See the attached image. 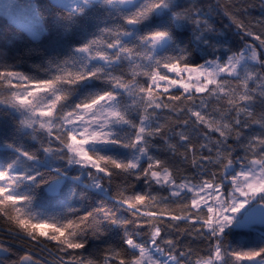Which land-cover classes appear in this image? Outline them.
I'll use <instances>...</instances> for the list:
<instances>
[{
	"label": "snow or ice",
	"instance_id": "obj_1",
	"mask_svg": "<svg viewBox=\"0 0 264 264\" xmlns=\"http://www.w3.org/2000/svg\"><path fill=\"white\" fill-rule=\"evenodd\" d=\"M0 224V264H264V0H0Z\"/></svg>",
	"mask_w": 264,
	"mask_h": 264
},
{
	"label": "trees",
	"instance_id": "obj_2",
	"mask_svg": "<svg viewBox=\"0 0 264 264\" xmlns=\"http://www.w3.org/2000/svg\"><path fill=\"white\" fill-rule=\"evenodd\" d=\"M2 227H5V225H3V224H0V228H2Z\"/></svg>",
	"mask_w": 264,
	"mask_h": 264
},
{
	"label": "rangeland",
	"instance_id": "obj_3",
	"mask_svg": "<svg viewBox=\"0 0 264 264\" xmlns=\"http://www.w3.org/2000/svg\"><path fill=\"white\" fill-rule=\"evenodd\" d=\"M40 240H44V237H39Z\"/></svg>",
	"mask_w": 264,
	"mask_h": 264
}]
</instances>
